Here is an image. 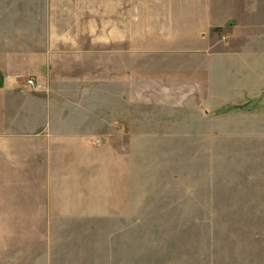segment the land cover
<instances>
[{
  "label": "rangeland",
  "instance_id": "374dc122",
  "mask_svg": "<svg viewBox=\"0 0 264 264\" xmlns=\"http://www.w3.org/2000/svg\"><path fill=\"white\" fill-rule=\"evenodd\" d=\"M0 18L11 45L71 40L87 77L114 39L116 114L130 76L111 213L37 264H264V0H0Z\"/></svg>",
  "mask_w": 264,
  "mask_h": 264
},
{
  "label": "crops",
  "instance_id": "0c3cea01",
  "mask_svg": "<svg viewBox=\"0 0 264 264\" xmlns=\"http://www.w3.org/2000/svg\"><path fill=\"white\" fill-rule=\"evenodd\" d=\"M4 37L0 32V224L22 229L0 231V264H37L59 240L83 238L77 224L111 213L115 159L125 157L115 137L130 126V76L122 71L121 116L114 107V39L91 57L106 69L96 65L101 69L87 77L77 71L84 59L71 40L60 39L58 53L51 40L11 45ZM6 239L40 240L38 258L27 259L34 244Z\"/></svg>",
  "mask_w": 264,
  "mask_h": 264
},
{
  "label": "built area",
  "instance_id": "2783aa9c",
  "mask_svg": "<svg viewBox=\"0 0 264 264\" xmlns=\"http://www.w3.org/2000/svg\"><path fill=\"white\" fill-rule=\"evenodd\" d=\"M28 84H30V85H34V84H35V81H34L33 79H29V80H28Z\"/></svg>",
  "mask_w": 264,
  "mask_h": 264
}]
</instances>
